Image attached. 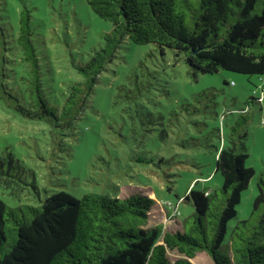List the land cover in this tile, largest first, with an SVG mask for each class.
I'll list each match as a JSON object with an SVG mask.
<instances>
[{"label":"rangeland","instance_id":"374dc122","mask_svg":"<svg viewBox=\"0 0 264 264\" xmlns=\"http://www.w3.org/2000/svg\"><path fill=\"white\" fill-rule=\"evenodd\" d=\"M22 5L31 10V38L50 90L79 80L77 68L104 45L112 23L86 0H0L7 41L13 40L11 24ZM7 58L5 71L16 59L10 50ZM5 76V82L12 81ZM263 79L264 74L224 69L192 74L172 50L125 39L97 75L75 128L61 129L51 120L29 119L0 105V151L5 146L20 164L3 175L15 192L0 187V197L16 206L38 205L59 190L75 197L140 191L155 201L146 226L161 223L166 230L174 221L166 210L176 208L179 220L193 212L191 202L178 201L187 188L219 190L215 148L233 133L241 135L245 166L254 174L227 223L228 239L235 223L250 217L257 183L264 181ZM251 96L261 103H247ZM179 255L168 250L171 259ZM192 262L215 264L204 251Z\"/></svg>","mask_w":264,"mask_h":264},{"label":"trees","instance_id":"16d2710c","mask_svg":"<svg viewBox=\"0 0 264 264\" xmlns=\"http://www.w3.org/2000/svg\"><path fill=\"white\" fill-rule=\"evenodd\" d=\"M86 3L110 21L112 29L103 35L104 45L77 68L80 79L55 90L44 82L31 38V10L21 6L11 24L12 41L6 40L0 27L2 107L29 119L51 120L61 129L75 128L97 75L125 39L172 50L192 74L221 69L264 74V0ZM9 50L16 59L12 58L13 68L5 71ZM5 75L12 81L5 82ZM250 101L261 103L253 96ZM227 140L215 148L214 171L222 177L219 190L189 187L178 199L194 207L181 221V229L165 230L161 223L147 227L155 201L140 191L125 196L87 192L75 197L59 190L38 205L16 206L0 197V264H194L191 259L200 251L215 264H264L263 180L257 183L250 217L238 220L226 239L227 223L236 216L241 192L254 174L252 167L245 166L241 135L234 138L230 133ZM13 154L5 146L0 151V187L11 186L12 180L3 175L20 166ZM10 188L13 194L15 189ZM168 250L180 255L171 259Z\"/></svg>","mask_w":264,"mask_h":264},{"label":"crops","instance_id":"0c3cea01","mask_svg":"<svg viewBox=\"0 0 264 264\" xmlns=\"http://www.w3.org/2000/svg\"><path fill=\"white\" fill-rule=\"evenodd\" d=\"M165 214L169 215L170 212H169L168 210H166V213H165ZM173 220H174V221H173L172 224L170 225L171 227H170L169 229H171V228H173V227H174V229H175V228L181 229V221H182V220H179L177 217L174 218ZM177 224H178V226H176ZM175 226H176V227H175ZM192 259H193V258H192ZM192 259H191V261H192Z\"/></svg>","mask_w":264,"mask_h":264},{"label":"built area","instance_id":"2783aa9c","mask_svg":"<svg viewBox=\"0 0 264 264\" xmlns=\"http://www.w3.org/2000/svg\"><path fill=\"white\" fill-rule=\"evenodd\" d=\"M177 213H178V211L176 210V208L173 209V211L170 213L171 216H170L169 218H174V217H176ZM167 217H168V216H167Z\"/></svg>","mask_w":264,"mask_h":264}]
</instances>
